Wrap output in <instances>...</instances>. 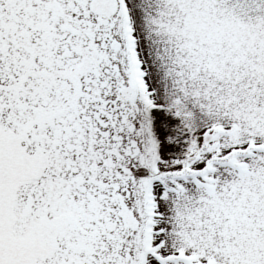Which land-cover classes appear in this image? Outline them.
Returning a JSON list of instances; mask_svg holds the SVG:
<instances>
[{
    "label": "snow or ice",
    "instance_id": "snow-or-ice-1",
    "mask_svg": "<svg viewBox=\"0 0 264 264\" xmlns=\"http://www.w3.org/2000/svg\"><path fill=\"white\" fill-rule=\"evenodd\" d=\"M0 264H264V0H0Z\"/></svg>",
    "mask_w": 264,
    "mask_h": 264
}]
</instances>
